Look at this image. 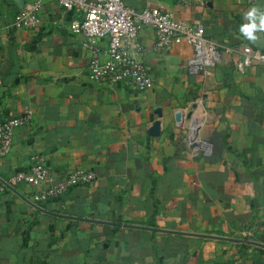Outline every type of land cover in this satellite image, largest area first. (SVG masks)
Here are the masks:
<instances>
[{"label":"crops","instance_id":"0c3cea01","mask_svg":"<svg viewBox=\"0 0 264 264\" xmlns=\"http://www.w3.org/2000/svg\"><path fill=\"white\" fill-rule=\"evenodd\" d=\"M125 2L201 22L229 60L193 73L192 45L159 53L154 30L145 27L129 50L153 84L96 85L86 40L70 27L77 12L44 0L37 25L18 28L20 9L0 0V117L30 116L15 128L10 153L0 156V176L33 201L36 186L11 177L36 157L56 180L72 169L92 171L93 183L40 205L110 222L47 214L5 187L0 264H264V247L111 224L264 244V64L234 66L246 46L264 52V41L251 44L239 33L245 13L264 0ZM97 44L105 57L108 39Z\"/></svg>","mask_w":264,"mask_h":264},{"label":"built area","instance_id":"2783aa9c","mask_svg":"<svg viewBox=\"0 0 264 264\" xmlns=\"http://www.w3.org/2000/svg\"><path fill=\"white\" fill-rule=\"evenodd\" d=\"M44 0L25 3L15 18L18 28H34L39 20V10ZM67 10L78 13L71 24V30L81 35L90 49L88 76L96 85H117L121 82L135 84L145 90L154 79L145 63L137 54L129 50L141 30L150 27L154 30L156 41L154 50L159 53L169 51L176 43L186 42L193 46L194 53L188 64L193 73L208 74L229 60L226 51L210 40L204 26L199 21L178 20L163 9H137L125 0H58ZM256 3L259 0H249ZM100 39H108L105 57L97 44ZM242 56L234 66L244 69L254 64H264V52L246 46L240 50ZM30 120L29 115L18 117H0V156H6L13 148L15 128ZM210 152L209 145H202ZM92 171L81 168L70 170L62 179L56 180L51 170L44 164L43 156L36 157L27 171L12 175L13 184L25 182L36 186L33 201L50 203L65 195L78 185H88L95 181ZM5 186L0 183V192Z\"/></svg>","mask_w":264,"mask_h":264},{"label":"water","instance_id":"95a60500","mask_svg":"<svg viewBox=\"0 0 264 264\" xmlns=\"http://www.w3.org/2000/svg\"><path fill=\"white\" fill-rule=\"evenodd\" d=\"M13 1L15 2V4L18 6L19 9L24 8L25 3H26V0H13ZM158 113H159V115L161 114L160 111ZM0 183L3 184L8 190H11L14 193H16L18 196L22 197L32 207H34L35 209H37V210H39L41 212H44V213H47V214L56 215V216H60V217H66V218H70V219H75V220H85V221H96V222H102V223H110L108 221H97V220L81 218V217H74V216H70V215H65V214H60V213L49 211V210L45 209L44 207H42L40 204H38V203H36L34 201H31V200L27 199L26 197H24L21 193L18 192V190L15 188V186H13L9 181L3 179L1 176H0ZM111 224H117V225H120V226L137 228V229H146V230H150V231L179 234V235L205 237V238H217V239L219 238V239H223V240H229V241L238 242V243H248L250 245L264 247L263 243H261V242H259L257 240H251V239L214 236V235H210V234L193 233V232H189V231H180V230L161 229V228H158V227L134 225V224H122V223H111Z\"/></svg>","mask_w":264,"mask_h":264},{"label":"clouds","instance_id":"9594fccd","mask_svg":"<svg viewBox=\"0 0 264 264\" xmlns=\"http://www.w3.org/2000/svg\"><path fill=\"white\" fill-rule=\"evenodd\" d=\"M244 23L239 27V33L251 44L264 41V7L252 6L244 15Z\"/></svg>","mask_w":264,"mask_h":264}]
</instances>
